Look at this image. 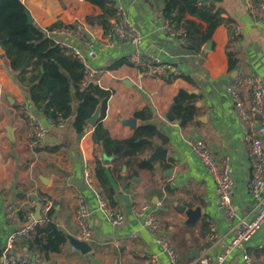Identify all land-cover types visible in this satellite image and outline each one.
I'll list each match as a JSON object with an SVG mask.
<instances>
[{"label": "crops", "instance_id": "1", "mask_svg": "<svg viewBox=\"0 0 264 264\" xmlns=\"http://www.w3.org/2000/svg\"><path fill=\"white\" fill-rule=\"evenodd\" d=\"M21 1L40 28L66 26L81 32L82 37H60L59 40L69 42L85 54L94 50L95 55L88 60L93 67L106 71L101 88L113 94L107 102L104 118L100 121L101 108L98 107L87 121L85 132L76 135L73 119L65 120L63 127H59L38 109L31 100L27 84L11 69L4 50L0 52V264L9 236L25 225L20 217L17 222L6 220V210L14 201H24L25 194L34 190L53 202V220L66 235L80 237L75 220L79 197H83L94 212L91 252L73 253L68 241L53 264H151V256H156L161 264H172L153 235L143 229L141 220L132 213L134 206L144 204H148L159 219L164 234L179 255V264H197L204 254L214 259L225 257L223 264H242L240 253L229 251L234 237L233 226L241 220H252L257 201L248 189L252 177L251 160L227 86L240 71L257 75L264 82V12L256 20L241 0H211L222 10L226 22L215 30L212 49L205 51L203 47V53L194 54L186 51L177 37L164 31L165 25L173 24L163 15V1L120 0L126 16L142 36L141 49L172 65L171 74L163 78H139L127 61L129 49L121 45L114 49L103 48L101 41L106 32L86 22L88 16L101 13L99 7L86 0ZM68 15L73 17L72 21L68 20ZM185 18L206 29V24L196 17L186 14ZM236 28L240 30L238 34ZM229 43L233 58L237 60L233 71H229L226 51ZM114 66L117 68L111 70ZM125 80L130 81L129 86ZM182 90L196 95L193 104L198 109L195 122L186 128L179 125L177 117L174 122L166 118ZM73 105L76 108L77 103ZM145 109L152 113L150 121L135 116ZM25 112L36 117L47 130L42 146L31 145L26 140L29 124ZM133 119L137 127L131 129L123 120ZM98 122L115 140L132 138L143 124L156 126L162 136L152 141L167 149V160L153 161L152 171L142 169L139 164L149 161L153 152L149 149L128 164L124 163L128 159L121 161L115 157L106 161L109 156L93 140ZM8 128L14 131L13 142L8 137ZM192 137L202 138L217 156L230 159L236 210V218L232 221L219 206L214 180L186 142ZM50 146H57L58 150L55 153L38 150ZM99 160L109 171L115 190L114 207H119L125 215L126 222L119 228L109 225L97 211L96 195L85 178L86 168H91L95 176ZM170 169L175 170L173 177L167 174ZM95 182L110 203L106 197L108 191L96 176ZM179 205L200 206L202 219L187 225V216ZM246 249L257 261L264 263V226L248 242ZM9 253L31 258L39 255L29 250L26 238L15 241Z\"/></svg>", "mask_w": 264, "mask_h": 264}, {"label": "built area", "instance_id": "2", "mask_svg": "<svg viewBox=\"0 0 264 264\" xmlns=\"http://www.w3.org/2000/svg\"><path fill=\"white\" fill-rule=\"evenodd\" d=\"M117 8V16L111 21L110 31L106 33L101 41L105 49H114L116 46H125L129 49L127 61L129 65L139 74V78L150 76L152 78H163L172 72V65L165 63L151 53L141 49L142 36L133 26L124 12L120 0H113ZM249 9L250 14L258 20L264 12V1L241 0ZM164 31L170 36L177 37L185 45V34L177 30L173 25L164 26ZM240 30L235 29L238 34ZM48 38L53 39L68 55L76 58L84 65V77L81 88L84 90L90 84L101 87L102 78L106 71L95 68L91 65L88 57L95 55L94 50H89L85 54L78 47L67 41L59 40L60 37H82L77 28L53 27L45 29ZM264 33V28H263ZM227 92L232 101V107L237 117L238 124L243 131L244 140L247 144L249 158L252 166V177L248 182V189L252 197L257 201V211L251 221L241 220L234 224V237L231 241L229 251H237L242 258V264H264L251 256L246 249L249 241L255 238L264 226V82L257 75L246 71H240L227 86ZM26 113V112H25ZM29 131L26 133V140L31 145L42 146L47 130L37 120L36 117L26 113ZM65 120L59 119L58 126L63 127ZM187 144L192 152L201 162L204 170L214 180L218 192L219 206L225 211L228 220L236 218V210L233 203V178L231 175L230 159L228 157L217 156L209 145L199 137L187 139ZM85 178L90 189L96 195L98 209L106 222L114 228L122 227L125 222V215L119 207L112 206L109 201L102 196L97 189L94 172L91 168H86ZM23 193V192H21ZM24 201H14L6 210L5 219L13 222L19 221V213L26 214L25 225L14 231L8 238L2 264H53L58 258L57 253L48 256L36 255L34 258L26 256H16L9 253V250L17 240L25 239L31 235L34 229L45 222L51 220L50 211L54 208L53 202L44 194L37 190L25 194ZM40 207L41 219L35 217L36 208ZM93 210L87 205L83 197L78 198L76 210V224L80 230V240L92 243L93 239ZM133 215L141 220L142 227L151 235L155 242L159 244L164 252L169 256L172 264H179L180 258L173 245L164 234L159 219L151 210L148 204L134 206ZM53 219V217H52ZM73 253L79 252L72 247ZM151 264H161L156 256H151ZM225 257L214 259L204 254L199 257L197 264H223Z\"/></svg>", "mask_w": 264, "mask_h": 264}, {"label": "trees", "instance_id": "3", "mask_svg": "<svg viewBox=\"0 0 264 264\" xmlns=\"http://www.w3.org/2000/svg\"><path fill=\"white\" fill-rule=\"evenodd\" d=\"M100 8L97 16H88L86 22L92 26H99L107 33L111 28V20L117 16L116 4L113 0H86ZM159 1V0H158ZM163 1V15L177 30L185 32L186 51L194 54L203 53V47L211 41L217 27L226 22L222 18V10L216 3L207 5L198 0H160ZM27 8L21 0H0V45L10 62L11 69L19 73L20 80L27 84L32 102L54 122L59 119H73L72 127L76 135L85 132L87 121L94 115L98 107L101 108L100 121L104 118L107 102L113 91L102 89L90 84L82 90L81 83L84 77V65L73 58L53 40L47 37L45 29L36 23L29 24ZM186 14L196 17L206 24V29L195 21L187 20ZM59 26V25H56ZM50 27L48 29H51ZM229 62V71H233L237 60L233 58L230 43L226 48ZM26 64V67L23 66ZM30 68V69H28ZM117 66L110 69H116ZM183 78L189 80L188 76ZM73 87V89H72ZM196 95L182 90L174 99V112L182 128L195 122L198 109L193 104ZM76 102L77 106L73 105ZM135 116L143 121H150L152 113L149 109L136 113ZM99 121V122H100ZM97 124L93 140L100 150L109 157L125 161L137 160L153 149L152 139L161 137V132L151 124L141 125L132 138L126 140L112 139L102 123ZM166 143V141H164ZM55 153L57 146L40 148ZM142 169L152 171L153 161H142ZM108 169L102 162L97 161L95 176L97 181L108 191L106 197L110 203L116 205L113 196L114 187L110 183ZM54 209L49 213L51 220L38 225L29 237V250L35 254L48 256L62 251L68 243L65 232L52 219ZM26 214L19 213L20 220L24 221ZM25 224V223H24Z\"/></svg>", "mask_w": 264, "mask_h": 264}, {"label": "water", "instance_id": "4", "mask_svg": "<svg viewBox=\"0 0 264 264\" xmlns=\"http://www.w3.org/2000/svg\"><path fill=\"white\" fill-rule=\"evenodd\" d=\"M199 3H202L203 5H207L209 2H212L211 0H198ZM27 17H28V23L29 24H33L34 20L31 17L30 13L27 12ZM69 21L73 20L72 16H67ZM212 49V42L208 41L207 44L204 46V50L205 51H210ZM3 51V48L0 45V52ZM26 64L23 66V68H25ZM124 83L129 86L130 85V81L129 80H125ZM73 89V87H72ZM199 105V104H197ZM166 118L168 121L170 122H174L176 120V116L174 115V105L171 106L169 112L166 115ZM124 123L129 126L131 129H134L137 127L136 125V120H123ZM8 137L9 139L13 142L15 140L14 138V131L12 128H8ZM152 145H153V152L150 154V156L148 157L149 161H166L167 160V156H168V151L166 148H164V146H162L161 144H158L154 141H152ZM112 158L110 157H106V161L110 162ZM174 169H170L167 174L168 175H172L173 177V173H174ZM178 208L181 210V212H183L186 216H187V221L186 224L187 225H191L194 224L196 222H198L199 220L202 219V209L200 206H197L195 208H187L186 206H181L179 205ZM35 217L37 220L41 219L40 216V207L36 208V214ZM68 237V241L69 243L75 247L76 249H78L79 251H81L83 254H87L89 252H91L92 248L90 246L89 243L80 240L79 238L73 237L71 235H67Z\"/></svg>", "mask_w": 264, "mask_h": 264}, {"label": "rangeland", "instance_id": "5", "mask_svg": "<svg viewBox=\"0 0 264 264\" xmlns=\"http://www.w3.org/2000/svg\"><path fill=\"white\" fill-rule=\"evenodd\" d=\"M54 205V204H53Z\"/></svg>", "mask_w": 264, "mask_h": 264}]
</instances>
